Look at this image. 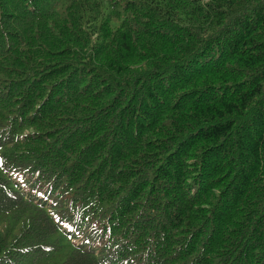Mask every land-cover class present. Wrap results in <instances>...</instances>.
<instances>
[{"label": "trees", "instance_id": "16d2710c", "mask_svg": "<svg viewBox=\"0 0 264 264\" xmlns=\"http://www.w3.org/2000/svg\"><path fill=\"white\" fill-rule=\"evenodd\" d=\"M0 264H264V0H0Z\"/></svg>", "mask_w": 264, "mask_h": 264}]
</instances>
